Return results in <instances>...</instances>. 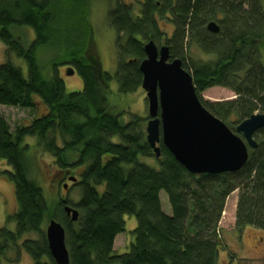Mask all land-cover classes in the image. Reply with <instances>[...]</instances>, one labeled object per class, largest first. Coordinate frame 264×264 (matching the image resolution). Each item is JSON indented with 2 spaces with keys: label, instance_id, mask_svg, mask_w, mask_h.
I'll return each mask as SVG.
<instances>
[{
  "label": "trees",
  "instance_id": "trees-1",
  "mask_svg": "<svg viewBox=\"0 0 264 264\" xmlns=\"http://www.w3.org/2000/svg\"><path fill=\"white\" fill-rule=\"evenodd\" d=\"M92 1L0 0V41L8 60L15 55L28 68L26 78L10 61L0 65V106L35 110L40 102L48 109L14 130L0 114V161L11 169L1 175L14 185L18 206L9 217L16 230L0 228V257L9 258L12 250L18 262L25 251L33 264H57L45 230L55 220L66 231L70 264H218L227 250L219 224L232 193L239 191L236 229L264 230V128L240 171L194 175L163 143L157 158L144 118L127 110L126 120L122 107L125 96L142 88L140 64L150 40L168 46L171 60H182L202 104L223 122L232 113L244 121L264 111V0H147L137 15L124 0H106L118 34L115 76L104 71L96 51ZM158 17L171 21V36L160 31ZM211 22L219 33L208 30ZM24 30L35 33L29 44L18 34ZM191 44L215 58L192 60L188 67ZM69 67L81 77L82 91L67 92L60 71ZM213 87L229 88L238 98L205 103L201 93ZM42 153L54 160L57 188L69 181L77 198L46 192ZM152 157L156 164L148 162ZM161 192L169 198L170 216ZM67 206L79 212L78 221ZM125 216L135 217L137 227L129 253L116 255Z\"/></svg>",
  "mask_w": 264,
  "mask_h": 264
},
{
  "label": "water",
  "instance_id": "water-1",
  "mask_svg": "<svg viewBox=\"0 0 264 264\" xmlns=\"http://www.w3.org/2000/svg\"><path fill=\"white\" fill-rule=\"evenodd\" d=\"M208 30L219 33L220 27L211 22ZM146 58L140 64L142 89L147 94L149 120L146 138L157 158L160 144L174 155L185 169L194 175L236 173L249 160V149H257L255 135L264 128V114H255L236 127V133L202 104L192 74L183 68L181 59L171 60L168 46L158 48L154 41L145 44ZM73 68L67 75H74ZM241 134L242 136H240ZM76 182V178H70ZM68 189V185H64ZM73 222L79 212L67 206ZM51 255L57 264H70L66 231L51 220L46 228Z\"/></svg>",
  "mask_w": 264,
  "mask_h": 264
},
{
  "label": "rangeland",
  "instance_id": "rangeland-1",
  "mask_svg": "<svg viewBox=\"0 0 264 264\" xmlns=\"http://www.w3.org/2000/svg\"><path fill=\"white\" fill-rule=\"evenodd\" d=\"M124 2L130 7L134 8V13L140 14L141 0H124ZM109 5L106 0H93L91 4L90 21L93 26L96 40V51H98L103 69L105 72L115 76L118 65V49H117V32L110 23L108 16ZM136 11V12H135ZM158 23L160 31L164 34L173 33V24L169 19L164 17H158ZM24 38H27L28 44L35 38L33 30H24L19 32ZM150 40L147 43H149ZM155 44L161 48L162 43ZM186 64L190 67L192 60L210 61L214 59V55H209L202 51L197 45L191 44L187 49ZM10 61L14 66L20 68L24 76L28 77V68L26 62L12 55L8 60L6 55V47L0 41V65ZM70 68V67H69ZM68 69V68H67ZM67 69L62 68L60 75L64 80L68 93L79 92L83 90V81L79 74L67 75ZM111 90L113 93L118 92V84L114 80L111 83ZM201 98L205 103H224L231 102L238 98L235 92L225 87H213L203 93ZM148 100L146 92L141 88L135 94L127 95L124 97L123 109L125 119H129V112L144 118L142 123L143 129L146 132L147 123L149 120ZM128 110V111H127ZM48 112L47 107L38 103L35 110L12 108L6 106H0L1 116L7 120L11 129H16L18 126L27 125L33 119L41 117ZM128 112V113H127ZM255 114H264V111L258 110ZM254 114V115H255ZM227 125H231L236 128L241 122L237 119L236 115H232L224 121ZM229 127V126H228ZM236 131V130H235ZM236 133V132H235ZM242 136L241 134H239ZM259 138H257L258 140ZM40 167L44 177H42L43 186L50 195H56L59 193L64 198L75 199L77 194L72 188V183L64 181L60 187L57 188V182L61 177H56V171L51 168L54 160L46 154H40ZM148 162L156 164L157 161L152 157ZM11 170L5 161H0V228H6L9 231L16 230L15 221L10 220L9 217L13 216L17 211V202L15 198L14 185L8 181L2 172ZM68 185V190L63 189L64 185ZM70 186V187H69ZM59 191V192H58ZM162 209L166 215H172V208L169 202V198L165 192H161ZM239 191L232 193L226 200L225 209L222 215V219L219 224V234L223 237V241L227 247V250L221 251L218 264H264V230L247 227L242 231L236 229V213L238 205ZM125 232L120 234L114 243V254L124 255L129 253L130 246L133 241L131 233L137 227V220L133 216H125ZM47 225L45 226V230ZM32 235L31 237H33ZM36 237V236H35ZM8 257H0V264H33V260L30 255L22 251L21 258L17 262L16 254L10 250ZM14 259V260H13Z\"/></svg>",
  "mask_w": 264,
  "mask_h": 264
},
{
  "label": "flooded vegetation",
  "instance_id": "flooded-vegetation-1",
  "mask_svg": "<svg viewBox=\"0 0 264 264\" xmlns=\"http://www.w3.org/2000/svg\"><path fill=\"white\" fill-rule=\"evenodd\" d=\"M140 3H141V8H140V12H141V11H143V10H144L143 8H144V7H145V5L147 4V0H141V2H140ZM209 24H210V23H209ZM209 24H208V25H209ZM158 48H159V47H158Z\"/></svg>",
  "mask_w": 264,
  "mask_h": 264
}]
</instances>
